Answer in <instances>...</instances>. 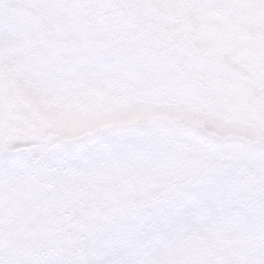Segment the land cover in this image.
Instances as JSON below:
<instances>
[{
	"label": "snow or ice",
	"instance_id": "snow-or-ice-1",
	"mask_svg": "<svg viewBox=\"0 0 264 264\" xmlns=\"http://www.w3.org/2000/svg\"><path fill=\"white\" fill-rule=\"evenodd\" d=\"M0 264H264V0H0Z\"/></svg>",
	"mask_w": 264,
	"mask_h": 264
}]
</instances>
